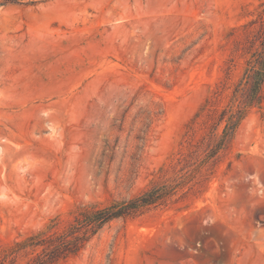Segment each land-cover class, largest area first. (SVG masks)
<instances>
[{
    "label": "rangeland",
    "instance_id": "obj_1",
    "mask_svg": "<svg viewBox=\"0 0 264 264\" xmlns=\"http://www.w3.org/2000/svg\"><path fill=\"white\" fill-rule=\"evenodd\" d=\"M263 2L0 0V264L160 181L63 264H264V102L214 151Z\"/></svg>",
    "mask_w": 264,
    "mask_h": 264
},
{
    "label": "trees",
    "instance_id": "obj_2",
    "mask_svg": "<svg viewBox=\"0 0 264 264\" xmlns=\"http://www.w3.org/2000/svg\"><path fill=\"white\" fill-rule=\"evenodd\" d=\"M246 27L249 31L242 47L244 69L229 95L225 96L226 104L219 109L217 125L223 124V130L214 151L232 138L251 110L260 109L264 102V2ZM176 182L160 181L127 200L84 207L75 212L72 220L61 229L53 231L49 228L16 242L1 258V264L6 261L13 264L21 258L25 259L24 264H63L81 253L113 220L138 217L150 209L166 205L181 185Z\"/></svg>",
    "mask_w": 264,
    "mask_h": 264
}]
</instances>
